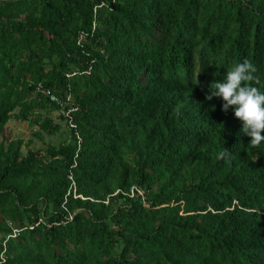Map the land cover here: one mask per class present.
Instances as JSON below:
<instances>
[{
	"label": "trees",
	"instance_id": "1",
	"mask_svg": "<svg viewBox=\"0 0 264 264\" xmlns=\"http://www.w3.org/2000/svg\"><path fill=\"white\" fill-rule=\"evenodd\" d=\"M245 58L264 0H0V133L43 142L0 140V264H264V145L205 99Z\"/></svg>",
	"mask_w": 264,
	"mask_h": 264
},
{
	"label": "clouds",
	"instance_id": "2",
	"mask_svg": "<svg viewBox=\"0 0 264 264\" xmlns=\"http://www.w3.org/2000/svg\"><path fill=\"white\" fill-rule=\"evenodd\" d=\"M257 69L253 62L245 58L235 63L224 72L221 80H214L210 86L206 100L213 97L221 99V111L230 108L234 117L240 121V132L250 137V145L259 149L264 145V90L254 86L257 80ZM230 156L227 149L218 153L217 159Z\"/></svg>",
	"mask_w": 264,
	"mask_h": 264
},
{
	"label": "rangeland",
	"instance_id": "3",
	"mask_svg": "<svg viewBox=\"0 0 264 264\" xmlns=\"http://www.w3.org/2000/svg\"><path fill=\"white\" fill-rule=\"evenodd\" d=\"M59 112H52L51 115L56 121L60 122ZM34 128L28 122L19 121L17 119L11 120L5 127L4 133H0V140L3 139L4 135L10 138H24V140L34 139V146L39 147L43 144L42 140L36 139L34 136ZM67 133L66 128L64 127L62 130V134ZM50 137L47 138V140ZM51 139H60L59 136H54ZM142 193V192H141Z\"/></svg>",
	"mask_w": 264,
	"mask_h": 264
},
{
	"label": "built area",
	"instance_id": "4",
	"mask_svg": "<svg viewBox=\"0 0 264 264\" xmlns=\"http://www.w3.org/2000/svg\"><path fill=\"white\" fill-rule=\"evenodd\" d=\"M37 92H40L41 94L48 96L52 101L57 102L61 107H62V113L64 114L65 117H70V112L73 110L72 108H66V103L63 101L59 100L55 95L50 93L48 89H46L41 83H39L36 87ZM71 100V97H68V101ZM71 127L76 128V125H74L72 122L69 124ZM18 233L17 229L13 230V235L16 236Z\"/></svg>",
	"mask_w": 264,
	"mask_h": 264
}]
</instances>
